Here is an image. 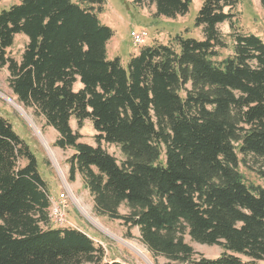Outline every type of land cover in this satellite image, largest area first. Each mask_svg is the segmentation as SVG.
Segmentation results:
<instances>
[{"label": "trees", "instance_id": "16d2710c", "mask_svg": "<svg viewBox=\"0 0 264 264\" xmlns=\"http://www.w3.org/2000/svg\"><path fill=\"white\" fill-rule=\"evenodd\" d=\"M132 2L176 18L192 0ZM239 2L204 0L195 21L203 39L178 33L127 65L108 57L105 0H21L0 12V67L17 101L57 131L54 145L74 150L69 181L80 174L95 211L121 220L127 237L138 227L166 264H264V185L240 170L264 160V41L238 28ZM17 34L28 37L20 60L8 55ZM73 119L92 121L97 145L81 141ZM258 173L264 179V165ZM50 206L37 152L0 111V264H128L107 260L81 229L53 227ZM186 235L225 251L208 258Z\"/></svg>", "mask_w": 264, "mask_h": 264}, {"label": "rangeland", "instance_id": "374dc122", "mask_svg": "<svg viewBox=\"0 0 264 264\" xmlns=\"http://www.w3.org/2000/svg\"><path fill=\"white\" fill-rule=\"evenodd\" d=\"M74 2L78 0H73ZM21 0H1L0 12L9 9L12 5L19 4ZM204 0H192L189 11L176 18L157 16L155 4L146 3L135 5L132 0H105L104 11L99 13V18L103 24L110 26L114 35L108 42V53L110 58L119 56L124 65H127L132 55L137 54L145 45L160 43H170L176 34L182 33L186 37L203 39L202 27L195 25V21ZM229 10V7L226 8ZM236 22L240 30L254 33L264 41V6L260 0H240L234 9ZM220 31L228 36L230 26L228 22L219 24ZM146 29L148 36L141 44H135L131 37L132 30ZM228 42H231L229 37ZM28 37L25 34H17L14 44L8 48V55L20 60ZM222 57L232 53L231 47L221 50ZM10 73L7 67H0V111L13 123L15 129L37 152L41 173L51 186V198L57 201L60 194L67 196L66 221L64 224L58 223L51 217L52 209H49L51 225L53 227H74L87 232L97 244H101L106 251V258L109 261H120L128 264H148L141 254L133 247H141L151 258L154 264H166L167 259L163 256L155 257L140 239L138 227H134L132 237L125 235L126 227L121 220H112L107 216H101L95 211L93 197L85 187L83 178L77 174L74 182L69 181L68 158L74 153L72 148L62 149L54 145L58 136L57 131L46 124L45 119L37 117L32 109H26L21 105L9 86ZM82 87L78 81L75 89ZM10 96L28 112L33 123L5 96ZM36 125V126H35ZM75 130L82 134L81 141L97 145L95 140L96 131L90 119L85 120L82 128L78 127L75 119L72 120ZM41 132L38 133L37 129ZM102 146L120 161L123 154L115 144L102 142ZM52 148L55 160L49 151ZM248 166L241 164L240 170L249 183L264 185V179L258 173V169L264 165L262 159L249 158ZM122 213H127L128 208L123 205ZM90 213L100 224L98 225L87 213ZM196 252L208 258L219 257L225 250L221 245H209L194 241L189 235L185 237ZM128 243V244H127ZM137 244V245H136ZM131 246V247H130ZM133 248V249H132ZM137 251V252H136ZM243 260L247 257L240 255Z\"/></svg>", "mask_w": 264, "mask_h": 264}, {"label": "built area", "instance_id": "2783aa9c", "mask_svg": "<svg viewBox=\"0 0 264 264\" xmlns=\"http://www.w3.org/2000/svg\"><path fill=\"white\" fill-rule=\"evenodd\" d=\"M148 36V31L146 29L141 30H132L131 37L135 44H141L145 41L146 37ZM59 199L55 201L51 198V206L52 214L51 217L58 223L64 224L66 221L65 212H66V203H67V196L62 193L58 197Z\"/></svg>", "mask_w": 264, "mask_h": 264}, {"label": "bare ground", "instance_id": "6f19581e", "mask_svg": "<svg viewBox=\"0 0 264 264\" xmlns=\"http://www.w3.org/2000/svg\"><path fill=\"white\" fill-rule=\"evenodd\" d=\"M9 102L11 104H13L17 109H19L29 120L31 123H33L32 118L30 117V115L28 114V112H26V110L16 101V99H14L13 97L10 96H5ZM34 124V123H33ZM36 126V125H35ZM37 129V127H36ZM38 133L41 134V132L37 129ZM49 151L52 154V157L55 160V155H54V151L52 150L51 147H49ZM86 212V211H85ZM87 213V212H86ZM87 215L93 219L98 225L101 226V224L88 212ZM128 244V243H127ZM137 245V244H136ZM131 247V246H130ZM139 254L142 255V257H144V259L147 261L148 264H154V262L151 260V258L148 256V254L141 248V247H137V246H133ZM133 249V248H132ZM136 251V252H137Z\"/></svg>", "mask_w": 264, "mask_h": 264}, {"label": "crops", "instance_id": "0c3cea01", "mask_svg": "<svg viewBox=\"0 0 264 264\" xmlns=\"http://www.w3.org/2000/svg\"><path fill=\"white\" fill-rule=\"evenodd\" d=\"M107 50H108V45H107ZM108 57H109V53H108ZM110 58V57H109ZM71 124H72V121H71ZM73 126V125H72Z\"/></svg>", "mask_w": 264, "mask_h": 264}]
</instances>
